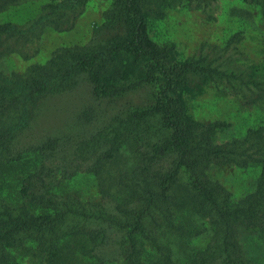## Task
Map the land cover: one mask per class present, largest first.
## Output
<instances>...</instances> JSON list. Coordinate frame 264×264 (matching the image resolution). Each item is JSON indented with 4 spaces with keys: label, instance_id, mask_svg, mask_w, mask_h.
I'll return each mask as SVG.
<instances>
[{
    "label": "trees",
    "instance_id": "trees-1",
    "mask_svg": "<svg viewBox=\"0 0 264 264\" xmlns=\"http://www.w3.org/2000/svg\"><path fill=\"white\" fill-rule=\"evenodd\" d=\"M28 1L0 0V15ZM89 1L53 0L27 23L0 21V60L27 56L22 50L44 27L71 30ZM109 1L84 47L56 50L25 77L0 74V264H258L251 245H264V125L220 140L229 125L196 120L188 96L226 85L247 105L261 104L264 72L180 60L174 45L149 38L148 21L167 9L206 12L216 0ZM244 2L258 7L264 25V0ZM81 83L100 103L150 94L105 118L86 106L56 135L31 138L45 101ZM126 151L134 162L123 171ZM107 164L118 174L99 186L98 200L70 190L74 177L99 175ZM225 167H257L253 192L233 200L211 176ZM202 235L203 245H189Z\"/></svg>",
    "mask_w": 264,
    "mask_h": 264
},
{
    "label": "rangeland",
    "instance_id": "rangeland-1",
    "mask_svg": "<svg viewBox=\"0 0 264 264\" xmlns=\"http://www.w3.org/2000/svg\"><path fill=\"white\" fill-rule=\"evenodd\" d=\"M51 1L34 0L12 6L0 15V21L27 23ZM109 6V0H91L71 30L60 32L49 26L44 27L30 48L26 45V49L22 50L23 53L27 52V56L12 53L0 60V74L25 77L32 65H44L56 50L84 47L104 21V12ZM260 20L258 7L244 0H216L206 12L184 4L167 9L161 19L148 21V36L159 45H174L180 60L204 57L207 62L213 60L215 65L223 63L228 69L249 72L251 67L257 66L263 73L264 25ZM223 86L211 85L203 95L188 96L190 114L201 122L227 123L229 127L219 135L223 141L242 137L246 129L264 125V103L247 105L246 99L240 94L235 95L228 86ZM88 88L85 83H81L72 94L45 101L30 137L56 135L54 132L59 129V125L63 127L71 122L77 113L85 111L86 106L98 112L96 115L99 118H105L113 114L114 110L127 111L144 105L150 94L148 89H142L112 102L100 103L88 95ZM123 154L125 158L119 166L126 171L133 165L134 158L128 151ZM116 169L107 164L99 175L79 174L70 180L68 186L71 191L77 192L82 201H96L101 197L99 186L108 185L111 177L118 174ZM258 175L257 167H225L211 172L212 178L224 186L233 200L253 192ZM110 193L118 192L113 188ZM207 236L191 239L189 245L201 246ZM176 248L173 245V249ZM251 249L256 262L264 264V245H251Z\"/></svg>",
    "mask_w": 264,
    "mask_h": 264
}]
</instances>
